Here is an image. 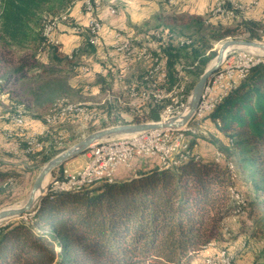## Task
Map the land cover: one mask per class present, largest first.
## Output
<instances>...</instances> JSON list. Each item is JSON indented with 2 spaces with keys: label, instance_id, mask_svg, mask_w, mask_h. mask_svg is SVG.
Masks as SVG:
<instances>
[{
  "label": "trees",
  "instance_id": "16d2710c",
  "mask_svg": "<svg viewBox=\"0 0 264 264\" xmlns=\"http://www.w3.org/2000/svg\"><path fill=\"white\" fill-rule=\"evenodd\" d=\"M72 2L0 0V74L3 63L12 59L7 57L8 48L35 51L49 49L50 45L57 47L55 38L44 33V20L61 14ZM248 25L254 28L252 37L262 30L253 20ZM169 28L164 26L153 33L162 52L155 53L163 64L148 51L154 63L149 71L137 77V88L148 86L162 65L165 82L160 81L161 86L165 83L168 87L171 85L170 89H180L178 78L182 71L177 70L180 63L194 61L189 65H199L198 75H201L216 55L210 50L212 46L198 45L190 36L174 40L173 33H168ZM164 31L170 35L168 39ZM230 32L229 28L223 29L219 37ZM92 46L89 43L90 49ZM206 49L210 51L208 55ZM9 76L4 77L5 82ZM0 87L4 89V84ZM189 92L186 90L184 100ZM69 104L86 107L65 101L61 105L56 103L52 110L58 115L83 112L65 109ZM156 106L159 108L160 102L147 104V113L137 114L132 120H160L161 112ZM196 119H199L196 123L205 122L207 127L213 125L212 133L217 136L209 141L216 146L214 154L204 153L199 145L206 140L190 130L183 155L174 154L168 164L159 160L140 163L135 158L136 171L126 178H100L70 189L50 184L31 210L33 215L29 220L15 219L0 225V264H196L210 245L226 241V234L232 235L229 217L234 214L241 217L237 233L245 231L246 218L242 215L249 209L248 201L251 208L253 204L258 207L257 200L264 197V58L222 94L212 109L193 121ZM47 137V132L37 137L43 143L39 147L24 138L26 153L23 151L22 156L42 152L45 164L64 149ZM52 145L57 149L50 152ZM233 148L237 150L239 165L245 164L254 170L250 180L253 194L248 200L240 190L244 202L239 206V213H234L235 202L230 190L233 165H229L232 161L229 149ZM63 164L58 168L61 172ZM23 173L15 166L0 163L4 186L15 182ZM55 177V181H64L62 173ZM253 213L254 209L250 210L247 218L253 219ZM260 217L255 221L257 228L252 235L260 236L261 240L258 252L255 249V264H264V209Z\"/></svg>",
  "mask_w": 264,
  "mask_h": 264
},
{
  "label": "rangeland",
  "instance_id": "374dc122",
  "mask_svg": "<svg viewBox=\"0 0 264 264\" xmlns=\"http://www.w3.org/2000/svg\"><path fill=\"white\" fill-rule=\"evenodd\" d=\"M220 1L222 0H191L187 8H183L179 5L180 2L177 1L169 7V14L173 16L170 18L173 19L168 20V25L171 27L168 29V33H173L174 40L179 37L190 36L194 38V41H196L198 45L212 46L210 50L216 52V54L219 48L218 45L229 38L255 39L264 42L263 3H259V0H226L227 8L231 7V4H228L231 1L242 3L244 8L242 10H234L235 16H220V13L215 11ZM190 13L196 14L191 15ZM174 14L179 15L176 18ZM252 20L260 24L259 28L262 29L261 31H256L254 37L251 35L252 32H255L253 30L254 28L248 25ZM65 22L66 21H64V23ZM69 24L74 26L75 23L72 22ZM75 25H77L74 26L76 27V32L70 31L68 28H65L66 30L59 29L62 33H66L64 34L67 37V40H65L66 45L57 42L59 44L57 47L50 45L49 49L42 48L34 51L29 48L19 50L14 47L8 48L7 50V57L12 59L5 64L3 63L4 67L2 72L4 73L1 72L0 74H4L5 76L11 74L9 78L6 79V82L5 76H0V84H4V89L0 87V163L15 166L21 171L23 170L24 173L17 178L15 182L7 186L2 185L4 179H0V210L22 206L29 196L35 178L45 165L43 162L45 154L42 152H36L27 157L22 156L23 151L25 152V147H23V142L25 144L24 138L31 139V135H34L35 139H37V137L45 136L47 132L49 137H47V139H52L54 142L56 141L55 144H57L59 148H64L63 150H65L96 130L117 124L135 123L132 119H134L137 114L145 115L148 111L147 104L149 103L158 104L160 102L161 106L159 108L156 106L155 108L161 112L160 121H162L169 115L175 114L176 111L182 112L184 110L187 106L191 91L200 77V75H198L200 66L195 65L193 67L189 65L194 64V61L188 62V65L184 63V69H180V63L177 69L178 72L179 70L182 71L181 78H178L180 81V89H177L175 92L167 91L172 92V96H168L156 102L151 95H143L140 89V93L137 94H133V92L130 91V95L127 92L126 95H123L127 103L123 101V105L120 103L116 105L114 104L115 102L108 101L111 99H108L110 96L106 97L107 92L114 88L113 85L115 82L117 84L116 89L124 85L128 86L126 83L127 77L125 76L129 70H138V73L142 74L150 69L152 60L146 58L142 59L144 57L139 53V50L143 47L142 45H146L152 52L161 54V50L160 52L157 51V46L149 45V42L150 44H154V41L158 42V39L153 38L152 32L149 33V38L146 41L140 40L145 43L141 45L142 47L134 46L135 50L131 58L136 56L132 59L129 58L130 62L127 60L126 54L122 51L119 52L122 53L123 57L121 54L117 52L115 54L107 48V56L109 58L107 61L99 62L97 60L99 65L95 66L90 58L93 60L96 58L99 44L95 45L91 43L94 46H92L93 49H90L89 31L84 25L81 26L78 25V23ZM226 28H229L231 32L223 38H220L219 34ZM168 33H165L167 35L166 39H168ZM79 36H81V39H79L80 43H77L75 46V40L79 38ZM68 39L70 43H67ZM235 48L246 49L242 47ZM253 51L255 54L260 55L253 57H258L263 60L264 52L257 50ZM209 52L210 51L206 49L205 54L208 55ZM212 59L210 60L211 62L214 61V59ZM161 64H163V61ZM101 69L102 71H100ZM164 85L163 83L162 86ZM159 86H161V84ZM165 86L168 87L167 85ZM144 87H147V85H144ZM186 90L190 92L184 100ZM121 96H119L120 100L123 99ZM65 101L70 103H81L86 107L83 109V112L79 113H68V115L55 114L52 110L55 104L59 103L61 105V103ZM183 102L184 104L182 105L181 103ZM12 115H18L16 117L17 119L12 118ZM22 118H25L26 121H22ZM151 120L152 119H145V121ZM197 120L199 119L191 122V127H193L191 133L196 132L197 134H201L200 138L206 141L202 140V145L199 146H202L204 153L208 154L209 152V154H214L216 146L209 141L210 138H215V136H217V134L214 135V133H212L214 132L213 125L210 124L207 127L205 122L196 123ZM17 124H19V126H17ZM19 128H23V132L30 134H19V132H21ZM8 129H12V133H9ZM35 139H31V142ZM221 142L226 146L223 140H221ZM187 144L188 143L184 142L182 146H187ZM55 149H57L56 146L52 145L50 152ZM229 151L231 154L230 159L232 160L229 162V165H233V185L230 186V190L235 202V205H233L234 213H239V206L244 202L243 194L240 190L245 193L248 200L249 196L253 194V185L250 180L254 176V170L245 164L239 165V157L236 149H229ZM82 158L80 154L70 158L68 161H80ZM157 160L158 158L156 156L142 155L136 157V161L140 163L141 161H148V164H151ZM143 163L144 162H142V164ZM135 166L134 161H132L129 166L125 164L120 165L117 178L120 179L134 173L136 171ZM234 166L236 170H234ZM58 168L59 166L52 170L50 174V183L53 186L67 187L68 185H60L64 183V181H55L54 179L56 174L54 171H57ZM64 168L69 169L66 163L63 164V169ZM257 203L258 207L253 204L251 208L250 202L248 201L249 209L247 208L246 212L242 215L244 219L246 218V224L244 225L245 231L243 230L239 234L237 233L242 223L239 219L241 217H237V214H234L233 217H229L227 221L228 227L232 230V235L226 234V241L223 240L214 245H210L206 249L203 259L196 262V264H207L209 258L212 260L215 259L213 261L214 264H222L219 260L222 258L224 260L225 255L227 256H225L226 260H224V264H255L256 252H258L257 247L260 246L258 241L261 240L260 236L253 237L252 235L255 228H257V223L255 221L261 216L264 209V197L261 196L259 200H257ZM252 209H254L253 219L250 220L247 216L248 212ZM32 215L33 212L28 211L18 217L0 220V225L15 219L29 220Z\"/></svg>",
  "mask_w": 264,
  "mask_h": 264
},
{
  "label": "crops",
  "instance_id": "0c3cea01",
  "mask_svg": "<svg viewBox=\"0 0 264 264\" xmlns=\"http://www.w3.org/2000/svg\"><path fill=\"white\" fill-rule=\"evenodd\" d=\"M92 1L94 2L95 6H93V11L90 12L89 10L85 8L83 0H73L69 8H67L64 12L61 13V22L59 23V26L55 31L54 37L58 43H63L64 45L66 43L65 40H67L66 35H64L66 33H62L59 29L68 28L70 29V31H75L76 27L74 26H77L75 25L77 23L78 25H81V26L84 25L86 28H88V23L91 17H96L102 20L100 21L102 24V28L98 33L97 40H94L93 39L94 35H91V32H89L90 43L95 44V45L99 44L97 47L98 49L96 52V58L94 60L90 58V60L93 62L95 66L99 65L97 60L99 62L107 61V59L109 58L107 56L108 54L106 50L107 48H109V50L111 52H114L115 54L117 52L118 54L122 55V53H120L119 50L113 49L112 47L114 36L115 34H118V33H119L118 41L119 40L129 41L133 43L132 44L133 46H136V47L143 46L142 48L144 47L147 48L150 53H153L155 57H158L160 59V57L155 52H152L146 45H142V44L145 43L144 41H146L149 38V33H152V32L154 33L155 31L164 28V26H169L168 20L173 19V18H170L173 16H170L169 14L170 6H172L174 3L178 1L180 2L179 5H181L183 8L184 7L187 8L189 6V2H191V0H92ZM259 3L264 4V0H259ZM110 6L116 7V11H118V13L116 14L111 13ZM190 14L193 15L196 13H190ZM178 15H176V18ZM197 15H200V14H197ZM64 21L66 22L64 23ZM72 22L75 23L74 26L69 24ZM79 39H81V36H79V38L75 40L76 41L75 46L77 45V43H80ZM140 40H144V41L142 42ZM67 43H70L69 39ZM149 45L157 46L158 47L157 51H159L160 49L158 46L159 42L154 41V44H150L149 42ZM143 57L144 58L142 59L146 58V59L152 60L151 58H147L145 56ZM128 61L130 62V59ZM152 63H154L153 60H152ZM160 63H162L161 59H160ZM100 71H102V69ZM138 72H139L138 70H134V69L133 70L131 69L128 71L127 75L125 76L127 77L126 83L128 84V86L124 85V86H121V88L116 89L117 84L115 82L113 85L114 88H112L113 91L110 90L106 94V97L110 96L108 97V99H111L108 101L113 102V103L115 102L114 104L116 105L119 103L123 105V101L125 102V98L123 95H126L127 92L130 95H131L130 91H132L133 94H137V93H140L139 92L140 89L142 90L146 88H149V89L141 91L143 95L150 96L151 92L153 91L161 92L162 97L159 99L154 98L151 95L154 98V101H159L162 98L172 96L173 95L172 92H175L173 88L170 89L171 86L169 88L166 86H159L161 82L158 81L156 77L151 79L147 87L137 88L135 86V82H136L137 77L140 76ZM151 86H155V87L150 88ZM95 91H99V90H95ZM167 91H172V92H167ZM119 96H121L123 99L120 100ZM94 103H97V102H94ZM81 155L83 158L80 161L74 160L73 162H70L67 160L65 162L66 165L69 167V170L75 171L83 167L86 158L84 154H81ZM127 176H124V177L126 178Z\"/></svg>",
  "mask_w": 264,
  "mask_h": 264
},
{
  "label": "built area",
  "instance_id": "2783aa9c",
  "mask_svg": "<svg viewBox=\"0 0 264 264\" xmlns=\"http://www.w3.org/2000/svg\"><path fill=\"white\" fill-rule=\"evenodd\" d=\"M232 4L235 5V9L242 10L244 8V7H237V2L235 1H232ZM89 6H90V12H92L93 6H95L94 2L89 1ZM222 10H223V0H222V9L220 16H222ZM110 12L113 14L118 13V11H116V7L114 6H110ZM99 21L102 20L96 17L90 18L88 23V30L89 32H91V35H95V31H98ZM118 34H115L114 36L112 47L113 49H117V50L125 49V47L129 45L130 42L118 41ZM253 56H260V55L255 54L253 50L240 49V48H235L226 55L223 62H237L238 70L235 73H228L227 75L222 76L219 79V82H217V85H212L210 89H214L213 101L219 99L221 95L225 93L226 86H229L232 82L236 81L240 76L245 75V73H243V66L247 62L252 61ZM184 66L185 65L181 63L180 69H184ZM211 75L208 77L207 80H210ZM156 79L158 81L165 82L164 70H162V65L161 68L158 69V72L156 74ZM183 104L184 102L182 103V105ZM180 113L181 111H176L175 114L169 115L163 121H168L170 118H173L179 115ZM22 121H26L25 118H22ZM188 124H189V129H193V127L190 126V123ZM19 130L21 131L19 132V134H30L23 132V128H19ZM174 130H179V126L153 128L128 135H123V136L121 135L117 137H111L100 141H96L93 144H91L83 153L86 159H85V165L81 169L72 171L67 168H64L62 172L60 170L56 171V173H62V176H64V183L60 185L78 186L81 185V181L89 179V177H94L97 174H114L115 176L116 170L120 165L125 164L129 166L136 157L142 155L156 156L158 160L161 162V155H167V153L171 149V148L161 149V142H163L165 139H172V147L181 146V142L183 140H177V138H173ZM8 132L12 133V129H8ZM119 138H132L137 140V142L149 141V149L127 150V148L124 149L103 148V141L119 139ZM31 139H35L34 135H31ZM162 164H168V163H162Z\"/></svg>",
  "mask_w": 264,
  "mask_h": 264
},
{
  "label": "bare ground",
  "instance_id": "6f19581e",
  "mask_svg": "<svg viewBox=\"0 0 264 264\" xmlns=\"http://www.w3.org/2000/svg\"><path fill=\"white\" fill-rule=\"evenodd\" d=\"M89 1H92V0H83L85 8L90 11ZM230 3H231V7L230 8H227L226 7V0H223L222 15L235 16L234 10L236 11L238 9H235V5L232 4V1ZM237 7H244V6H243L242 3L237 2ZM221 9H222V1H220L217 4V6L215 8V11L221 13ZM60 19H61V14L54 15V16H48L44 20V33L47 36L51 37L52 39L55 38L54 37V34H55L56 29L59 26ZM101 28H102V24L99 21L98 22V31H95L96 36L93 38L94 40H97V37H98L97 34L101 30ZM119 41H121V40H119ZM132 44L133 43L130 42V44L125 47V49H120L119 50V51H122L123 53L126 54L127 60H129V58H131V56H132V54L134 53V50H135V48H134V46ZM218 47H220V44L218 45ZM242 48L253 49V50L260 51V52H264V49L257 48V47H253V46H242ZM139 51L138 52L142 56H145L147 58H149L151 56L150 53H148V49L147 48H142ZM135 56H133V57H135ZM214 61H212L211 64H213ZM260 61H262L261 58L252 57V61L247 62L243 66V73L246 74L248 72V70L250 69L251 66L257 64ZM237 70H238V63L237 62H222L221 65L212 73L210 80H207L205 82V85H204L203 90H202V94H201L200 101L198 103V106H197L194 114H193V117L187 123H184L182 126H179V130H174L173 131V138H177V140H183L181 142V146H173L172 147V139H165L163 142H161V149H170L171 148L169 150V152L167 153V155H161V162L162 163H165V162L168 163L169 162V159L174 154L183 155V153L186 150V147L187 146H182V145L187 140V137H188L187 132L191 130V129H189V124L188 123H190L191 121H193L195 118L201 117L205 113H207L210 109H212V107L215 105V103L218 100V99H216V100L213 101L214 89H210V88L212 87V85H217V82H219V79L222 76H225L228 73H235ZM151 72H152V70H150V73ZM243 76H240L236 81L232 82L229 86H226L225 93H223V94H226V92H228L231 88H233L239 82V80L242 79ZM173 90L176 91L175 88H173ZM151 95L154 98H157V99H159V98L162 97L161 92H159V91H153V92H151ZM208 104H210V105H208ZM65 109H70V110H72V109H79L80 111H83L84 108H80L76 104H69ZM188 111H189V106L187 105L184 108V110L179 114L180 119L178 118V120H181L187 114ZM17 116L18 115L13 116L12 118H16ZM48 118H50V117H48ZM17 126H19V124H17ZM32 143H34L35 146H37V147L41 146V143L38 142V139H35L34 141H32ZM103 148H115V149H124V148H127V150H148L149 149V141H138L137 142V140L132 139V138H119V139H113V140H105V141H103ZM57 175L58 174L56 173V176ZM100 178H107L109 180H114L115 179V176H114V174H97L94 177H89V179H86V180L81 181V185H78V186H76V185H68L67 187H62V188H64V189H70L72 187H80V186H82L86 182L93 181V180H97V179H100ZM50 179H51V175L48 174L46 176L45 180H44L42 189H46L47 186L51 184L50 183ZM54 179H56V177H54ZM225 256H227V255H225ZM225 256H224V260H226L225 259ZM214 260H212L211 258H209L207 260V264H214L213 263ZM224 260L222 258L219 261H221L222 264H224L223 263Z\"/></svg>",
  "mask_w": 264,
  "mask_h": 264
},
{
  "label": "water",
  "instance_id": "95a60500",
  "mask_svg": "<svg viewBox=\"0 0 264 264\" xmlns=\"http://www.w3.org/2000/svg\"><path fill=\"white\" fill-rule=\"evenodd\" d=\"M242 46H253L264 49V42L255 39H239V38H229L221 42L217 54L213 58L215 60L214 63L211 64V61L208 63L207 67L205 68L203 73L200 75L198 81L194 85L191 94L189 96V100L187 102V105L189 106V111L181 120H178V118L180 119V116L177 115L173 118H170L168 121L151 120V121H142L135 123L117 124L96 130L88 134L83 139L74 143L72 146L68 147L67 149L59 152L54 157H52L48 162H46L45 165L39 171L37 177L35 178L29 196L25 201V203L19 207L1 209L0 220L10 217H18L28 211H31L35 206V204L38 201H40V199L42 198V196L44 195L47 189V188L42 189L46 176L48 174H51L54 168L60 166L62 163H65L70 158L83 154L85 150L94 142L115 136L128 135L143 130L160 128V127L182 126L184 123H187L193 117V114L200 101L203 87L208 77L221 65L225 56L231 50L235 49V47H242ZM118 168L115 173V179L117 178L119 173Z\"/></svg>",
  "mask_w": 264,
  "mask_h": 264
}]
</instances>
